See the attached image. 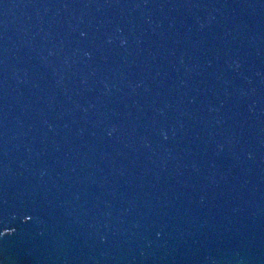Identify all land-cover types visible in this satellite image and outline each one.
I'll return each instance as SVG.
<instances>
[{
    "label": "water",
    "instance_id": "1",
    "mask_svg": "<svg viewBox=\"0 0 264 264\" xmlns=\"http://www.w3.org/2000/svg\"><path fill=\"white\" fill-rule=\"evenodd\" d=\"M0 264H264V0H0Z\"/></svg>",
    "mask_w": 264,
    "mask_h": 264
}]
</instances>
